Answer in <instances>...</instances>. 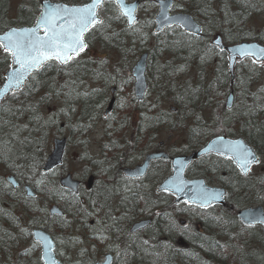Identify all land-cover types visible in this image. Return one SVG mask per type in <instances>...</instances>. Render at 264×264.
I'll use <instances>...</instances> for the list:
<instances>
[{"label": "trees", "instance_id": "1", "mask_svg": "<svg viewBox=\"0 0 264 264\" xmlns=\"http://www.w3.org/2000/svg\"><path fill=\"white\" fill-rule=\"evenodd\" d=\"M138 1L154 12L150 0ZM174 7L202 26L201 38L177 28L153 35L151 17L133 28L119 16L102 20L87 34L84 55L63 68L47 64L0 106V264H40L31 228L42 229L57 246L62 244L69 264H94L105 253L112 255V264H264L263 230L244 228L235 218L238 210L249 206L259 205L264 211V174L252 180L241 177L229 161L199 159L187 177L220 184L227 193L224 208L207 210L175 206L170 197L155 193V185L168 172L167 162L152 164L158 171L154 184L146 178L129 181L121 176V168L131 166L133 157L141 158L147 151L169 153L173 147L167 141L176 131L185 141L180 153L225 135L243 138L264 156V88L259 86L264 67L239 61L230 82L225 54L209 45L216 33L226 44L255 40L264 45V0H175ZM9 10L10 1L0 0V32L31 25L38 2L24 0L13 17ZM143 53H147V93L139 104L131 95L129 71ZM0 61L1 82L8 58ZM187 69L196 76L180 84L175 77ZM112 88L114 107L104 117ZM120 92L125 93L122 105L116 98ZM229 92L234 105L228 112L224 100ZM98 124L103 143L90 156L88 136ZM54 137L66 139L65 158L76 152L89 162L94 170L89 192L80 187L73 195L58 186L61 174L53 178V173H41ZM4 173L28 184L35 199L25 198L20 189L12 191L3 181ZM52 204L60 208L61 217L43 211ZM142 219H150V225L130 235L129 227ZM82 226L87 227L86 236L78 238L75 233Z\"/></svg>", "mask_w": 264, "mask_h": 264}, {"label": "water", "instance_id": "2", "mask_svg": "<svg viewBox=\"0 0 264 264\" xmlns=\"http://www.w3.org/2000/svg\"><path fill=\"white\" fill-rule=\"evenodd\" d=\"M108 1L112 2L116 6L117 11L121 16V10L114 2V0H103V3L96 9L97 16L99 17L98 15L99 9L103 6L105 2ZM90 2L91 0H89L87 3L84 4L68 5L64 2H51L49 0H41L39 2V14L36 17L33 25L8 28L0 33V38L6 37L8 34L12 33L13 31L22 35L28 30L35 28L38 17L44 11H47L49 9H56V8H60V9L78 8L85 6ZM124 2L126 5L133 6L135 8L133 15L137 23L138 18L135 16V13L138 9V2L133 1L128 3L127 0H124ZM153 2L157 7V12L153 19L155 34H159L164 29L169 27H178L188 35H192L194 37L201 36L202 33L201 27L198 24H196V22L189 15L169 14V11L173 5V0H153ZM165 15L168 18L167 20L164 19ZM121 17L125 20V24L129 28L133 27L136 24L134 23L133 25L129 26L127 18L123 16ZM173 17L178 19L173 20L172 19ZM70 19L71 18L67 16V14H64V19L57 21V28L61 26L66 27L67 21H69ZM99 21H101L100 18ZM99 24L100 23H97L96 25ZM96 25L90 26L89 29L82 34V39L84 43H85L84 38L86 34L90 31L92 27ZM37 35L44 36V31L43 30L38 31ZM211 46L217 47L220 51H224L226 53L227 70L231 81L233 79V68L236 61H240L245 58H249L251 60L255 59V57L242 55L241 54L242 50L245 49L264 50V46L256 42H240L234 45L224 46L222 44L219 35L215 36L214 39L211 41ZM85 50L86 47L82 52L79 53V55L84 53ZM1 51L7 55V53H5L3 49H1ZM77 56H75L74 58H76ZM8 58H9V67L6 70V72L3 74L2 82L0 84V92H3V95H0V105L7 97L15 93H18L25 86V84L30 79V77L34 73L39 71L42 67H44L46 64L50 62H55L62 67L67 65L71 61L70 60L66 64H61L57 62L55 59L49 60L45 62L43 66L37 69H33L28 75H26L24 77L23 82L17 88L16 82L10 81L8 77L13 76V74L20 68V66L16 64L10 56H8ZM146 60H147V54L143 53L142 55L139 56L138 60L135 62V64L132 66L130 70V77L133 80L132 94L134 100L138 103H141L143 101L147 89L146 79H145ZM256 62H261L264 64V57H261V59L257 60ZM9 83L12 84V88L4 92L3 90L5 85ZM111 93H113V89L111 90ZM113 104H114V98L112 97L104 111V116H107L112 111ZM232 104H233V95L232 93H229V95L225 100V105H224L225 109L231 110ZM65 148H66V140L64 138L62 139L55 138L52 140V149L44 161V164L42 166V173L44 174L50 173L62 165ZM240 149H246L250 151L258 159L253 149L248 145H246L242 139L240 138L231 139L225 136H217L209 139L203 147L188 155L174 156L172 158H169L167 154L163 152H155V153L147 154L140 165H137L133 168H125L122 170V173L126 178L140 179L145 176L151 162L157 160H164V161L169 160L171 173L157 186L156 189L157 193H167L171 195L172 197H174V204L185 203L188 206H195L200 209H205L211 206L223 207L225 205L224 202L225 191L222 188L207 186L203 179L189 180L185 177V173L193 161H196L199 158L207 155H214L226 160H230L235 166V168L239 171V173L242 176H246L247 174H249L251 167L253 165H256L257 163L251 164L249 166V170L247 174H245L242 171L241 167L239 166V161L236 158H234L235 153L238 152ZM5 182L13 190L19 187L15 178L11 175L5 178ZM58 184L62 189H65L75 195L78 193L79 183L78 181L74 180L70 174H67L61 179H59ZM92 184H93V177L90 176L87 180V189H91ZM24 192H25V197L27 198L35 197V194L28 186L24 187ZM249 211L255 213V217H256L255 219H253L251 216L246 215V213H248ZM48 214L50 216H61L62 212L60 211L59 208H57L54 205L49 208ZM236 219L243 226L250 227V226L259 225L262 226L264 229V212L262 211V208L259 206L255 208H245L238 211L236 213ZM90 224L92 223L90 222ZM149 224H150L149 219L138 221L130 227L129 233L135 234L137 232H140L144 230ZM31 238L32 241L38 243L40 247V259L42 264H51L49 260V256H51V260L55 261V264H61L55 259L54 256V247H55L54 242L45 232L39 229H33L31 231ZM111 262H112V256L110 254H106L101 262H97L95 264H111Z\"/></svg>", "mask_w": 264, "mask_h": 264}, {"label": "snow or ice", "instance_id": "3", "mask_svg": "<svg viewBox=\"0 0 264 264\" xmlns=\"http://www.w3.org/2000/svg\"><path fill=\"white\" fill-rule=\"evenodd\" d=\"M121 10V16L126 17L129 26L136 23L133 15L135 8L125 4L124 0H114ZM103 3V0H91L90 3L83 7L71 9H49L41 13L36 22V27L28 30L24 34L15 31L8 34L4 38H0V49H3L12 60L20 66V68L8 77L10 81L16 82L18 88L23 82L24 77L33 69H37L45 64V62L55 59L61 64H66L75 56L82 52L86 44L83 42L82 34L89 29L90 26L102 23L99 21L96 9ZM67 14L71 19L67 21V26L57 28V21L64 19ZM167 20V16H164ZM173 20L178 18L173 17ZM43 30L44 36L37 35V32ZM242 55L255 57L253 63L264 57V50L245 49ZM11 66V65H10ZM12 88V84H6L4 92ZM3 95V92H0ZM234 158L239 161L242 171L247 174L249 166L253 163H259L253 153L246 149H240L235 153ZM246 215L255 219V213L249 211ZM51 264H55L51 260Z\"/></svg>", "mask_w": 264, "mask_h": 264}, {"label": "rangeland", "instance_id": "4", "mask_svg": "<svg viewBox=\"0 0 264 264\" xmlns=\"http://www.w3.org/2000/svg\"><path fill=\"white\" fill-rule=\"evenodd\" d=\"M9 1H10V10H9V12H10V16L13 17L15 15V12L17 11L18 7L24 3V0H9ZM51 1H53V0H51ZM129 1H133V0H129ZM110 4L111 3H107L101 9L100 17L102 18V20L111 19L112 17L118 16L114 5L113 4L110 5ZM112 7H114V10L112 9ZM151 8L152 7L149 6V5H143V6L140 7V10L138 12V17H139V19L141 21V26H143V24L146 23L150 19V17L152 18L153 14L151 12ZM173 11L177 12V9H174ZM262 13H264V12H262ZM262 19L264 21V14H263V18ZM3 56L7 58L6 55L1 53L0 57H3ZM195 76H196V72H192V70L187 69V70H180L177 73V77H175V78L177 80H179L180 84H182V83H184L185 81H187L189 79L192 80L191 78H193ZM259 86H260L261 89L264 88V70L261 73ZM121 90H123V89H121ZM262 93H264V91ZM116 98H117V103H119V105H122L124 100H125V93L124 92H120L119 95H116ZM148 98L150 99V97H147V99ZM151 98H152V100H154L155 99V95H151ZM147 105H149L148 102H147ZM167 134L168 133L165 132L164 135H162L163 138L167 137ZM127 136H129V133H127ZM88 138H89V143L91 145L90 156H92L99 150V147L103 143L102 124H98L94 128V130L89 134ZM179 138L182 139V137H181V135H180V133L178 131L170 133V139L167 141V146H169V148H170V146H172L173 148L171 149L169 154L180 153L181 150L183 149L185 141L184 140H180ZM159 141H161V140H157V142H159ZM50 142H51V140H50ZM50 147H51V145H50ZM176 150H177V152H176ZM68 154H69L68 157H66L64 159V163H63L62 167L59 168L57 171H55L53 173V178H56L60 174L64 175V174L70 173L73 176L74 179H76V180H78L79 182L82 183L81 186L84 188L85 187L86 178L85 179L82 178L83 174L87 173V175H88L90 173H93L94 170L92 168H90V165H88L89 162L87 160L81 159V157H79V154H77L76 152H73V153L71 152V153H68ZM142 158H143V156L141 158H139V157L134 158L133 157L131 159V162L133 163L132 165H136V164L140 163ZM261 158L262 159H261V162L259 163V165L256 166L252 170V173L250 175V179H252V180L260 178L264 174V156H262ZM157 172L158 171L155 168H153L150 171L146 182H150L151 184H154L156 179H157L156 178ZM168 172H169V168H168ZM168 172H167V174H168ZM213 186H221V185L220 184H214ZM47 208H46V210L43 209V211L46 212V213H47ZM86 228L87 227L83 228V226H82V227H80L78 229V232L75 233V234H77L78 238L86 236V230H87ZM255 228L257 230H255ZM255 228H248V229H252L253 231L261 232L257 227H255ZM258 234L261 236V233H258ZM84 241H85V239H84ZM174 247L178 248L175 245H174ZM260 252H261L260 250H254L253 253H260ZM56 254H57V258L63 264H69L68 261H70V260L67 258L65 247L62 244H60V243L57 246V253ZM100 260H101V258L98 259L97 261H100ZM247 263L248 264H253L252 261H249Z\"/></svg>", "mask_w": 264, "mask_h": 264}, {"label": "flooded vegetation", "instance_id": "5", "mask_svg": "<svg viewBox=\"0 0 264 264\" xmlns=\"http://www.w3.org/2000/svg\"><path fill=\"white\" fill-rule=\"evenodd\" d=\"M10 175L9 173H4V177H3V180L4 178H6V176ZM12 175V174H11ZM21 190V189H20ZM22 191V190H21Z\"/></svg>", "mask_w": 264, "mask_h": 264}, {"label": "bare ground", "instance_id": "6", "mask_svg": "<svg viewBox=\"0 0 264 264\" xmlns=\"http://www.w3.org/2000/svg\"><path fill=\"white\" fill-rule=\"evenodd\" d=\"M6 100H7V98L1 103V105H2ZM197 179H199V178H197Z\"/></svg>", "mask_w": 264, "mask_h": 264}]
</instances>
